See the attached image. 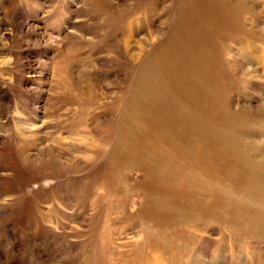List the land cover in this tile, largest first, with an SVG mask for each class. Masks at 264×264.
<instances>
[{
	"label": "rangeland",
	"instance_id": "rangeland-1",
	"mask_svg": "<svg viewBox=\"0 0 264 264\" xmlns=\"http://www.w3.org/2000/svg\"><path fill=\"white\" fill-rule=\"evenodd\" d=\"M154 80L221 116L220 209L139 213ZM1 162L0 264H264V0H0Z\"/></svg>",
	"mask_w": 264,
	"mask_h": 264
},
{
	"label": "bare ground",
	"instance_id": "bare-ground-1",
	"mask_svg": "<svg viewBox=\"0 0 264 264\" xmlns=\"http://www.w3.org/2000/svg\"><path fill=\"white\" fill-rule=\"evenodd\" d=\"M152 85L155 91H159L168 100H154L150 94L152 89L146 91L145 94L148 95L143 100V106L156 104V108L148 118L142 116L145 127L136 130L138 145H127V132L122 131L119 141L124 142V145L122 144L119 151H114V159L117 158L121 165L137 159L136 167H146L145 175L149 179L145 178V186L161 194L155 199V203L148 204L146 201L139 213L145 215L158 206L173 205L175 202H167L164 199L161 201V197L168 198L170 194H174L177 198H188L197 194L205 197L213 192L215 208L220 209L225 197L223 193L220 194L223 186L221 179L225 174L224 136L220 132L221 116L211 104L209 107L208 102L205 105L198 98L195 99L193 95L181 89L173 88L168 84L163 85L156 80ZM125 124L128 127H135L136 121L132 124L131 118H128ZM228 153L235 155L233 150H228ZM211 162L214 163L213 166ZM1 164L5 162H1L0 166ZM161 180L163 183H159ZM140 187L143 188V182ZM2 249L7 259L16 258L14 251L11 250V253L4 247ZM29 261L28 259L26 263L29 264Z\"/></svg>",
	"mask_w": 264,
	"mask_h": 264
}]
</instances>
